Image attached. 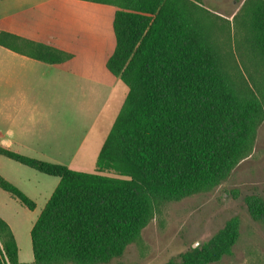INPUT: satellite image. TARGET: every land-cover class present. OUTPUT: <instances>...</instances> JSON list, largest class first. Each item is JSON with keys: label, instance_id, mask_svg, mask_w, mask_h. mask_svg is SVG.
I'll return each instance as SVG.
<instances>
[{"label": "trees", "instance_id": "trees-1", "mask_svg": "<svg viewBox=\"0 0 264 264\" xmlns=\"http://www.w3.org/2000/svg\"><path fill=\"white\" fill-rule=\"evenodd\" d=\"M81 1L116 8L115 48L106 69L127 95L96 168L117 177L74 171L0 147V156L59 179L30 230V264H105L119 256L140 241L162 206L217 187L251 154L264 120V92L255 94L230 72L209 14L198 5L189 0ZM242 9L251 50L264 68V0H246ZM16 41L0 33V45L46 64L72 57L22 40L20 47ZM0 189L28 210L35 208L1 176ZM252 215L264 225L262 205L254 206ZM234 234L230 226L211 246L226 248ZM210 260L193 250L176 264ZM0 264H25L2 218Z\"/></svg>", "mask_w": 264, "mask_h": 264}, {"label": "rangeland", "instance_id": "rangeland-1", "mask_svg": "<svg viewBox=\"0 0 264 264\" xmlns=\"http://www.w3.org/2000/svg\"><path fill=\"white\" fill-rule=\"evenodd\" d=\"M189 1L208 12L219 55L230 72L255 94L263 93L264 68L251 50L250 36L243 24L246 0ZM83 13L86 14L85 9ZM87 14L90 29L87 33L82 31V44H77L81 46L76 48L77 59L71 64L72 93L57 87L51 91L36 90L25 94L24 100L18 99L16 102L24 108L21 111L25 123L34 128L24 144L30 148L10 151L78 172L117 177L112 172H98L96 160L127 89L120 83L119 97L114 100L118 81L108 73L103 60L115 42L111 11L89 8ZM8 97L0 94V108L3 98ZM45 149L51 154L42 151ZM45 154L46 158H40ZM0 176L35 204L33 210H28L0 189V218L14 235L19 262L30 264V230L59 179L3 156ZM256 205L264 207V120L257 128L251 154L217 187L162 206L141 231L140 241L127 245L119 256L105 264H176L193 250L212 258L206 264H264V225L252 215ZM230 226L235 232L232 243L222 250L212 247L211 243Z\"/></svg>", "mask_w": 264, "mask_h": 264}, {"label": "crops", "instance_id": "crops-1", "mask_svg": "<svg viewBox=\"0 0 264 264\" xmlns=\"http://www.w3.org/2000/svg\"><path fill=\"white\" fill-rule=\"evenodd\" d=\"M89 8L99 11L109 8L112 18L116 11L112 6L81 0H0V33L17 38L16 42L20 47L22 40L42 44L72 56L63 63L52 65L0 45V94L10 96L3 98L4 104L0 108L1 147L16 152L22 148H30L24 144L27 143L26 137L30 136L34 127L25 123L24 113L21 111H24V108L16 102L18 99L24 100L25 94L31 95L36 90L51 91L57 87H64L65 92L72 93L71 64L77 59L76 48L81 46H78V43L82 44V31L87 33L90 29L91 19L87 14ZM84 9L86 14L83 13ZM114 48L115 42L111 53L107 55L106 60L103 59L105 68ZM108 73L111 74L109 71ZM113 77L118 81L115 100L119 97L123 84L117 77ZM45 153L51 154L50 151ZM46 157L45 154L40 158Z\"/></svg>", "mask_w": 264, "mask_h": 264}]
</instances>
